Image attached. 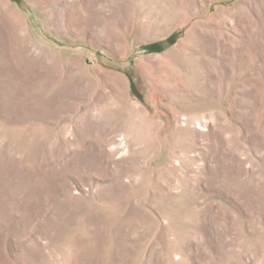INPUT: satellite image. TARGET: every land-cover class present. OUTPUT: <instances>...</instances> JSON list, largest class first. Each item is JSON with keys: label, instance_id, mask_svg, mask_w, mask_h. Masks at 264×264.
<instances>
[{"label": "rangeland", "instance_id": "374dc122", "mask_svg": "<svg viewBox=\"0 0 264 264\" xmlns=\"http://www.w3.org/2000/svg\"><path fill=\"white\" fill-rule=\"evenodd\" d=\"M0 264H264V0H0Z\"/></svg>", "mask_w": 264, "mask_h": 264}]
</instances>
